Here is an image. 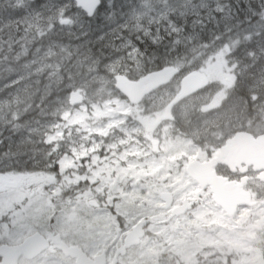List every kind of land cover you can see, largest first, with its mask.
<instances>
[{"label": "rangeland", "instance_id": "obj_1", "mask_svg": "<svg viewBox=\"0 0 264 264\" xmlns=\"http://www.w3.org/2000/svg\"><path fill=\"white\" fill-rule=\"evenodd\" d=\"M33 1L0 0V143L6 141L9 151H16L45 141L54 142L55 148L58 141V147L70 151L60 161L59 182L73 186L72 181L87 180L80 171H91L92 193L69 187L72 199L65 201L56 197L63 187L56 185L49 197L34 194L22 205L12 193L0 197V245L54 230L82 243L92 255L115 249L122 230L111 208L131 225L147 217L165 220L170 210L164 209L161 192L182 201L199 189L185 171L198 149L187 137H176L168 121V108L181 93L179 81L154 93L147 104L131 108L116 92L115 75L143 69L152 62L147 46L169 35L200 50L182 73L201 71L215 84L198 99L209 92L219 99L217 80L225 82L238 73L239 87L251 93L234 95L224 108L233 105L242 113L252 100L254 117H264V0H105L91 21L71 0ZM5 7L24 13L6 15ZM95 46L116 52L98 56ZM78 88L84 101L70 107V90ZM31 90L46 101L40 119L19 134L6 129L5 113ZM195 101L182 103L178 114L184 117ZM154 122L158 146L151 137L144 139L146 126ZM2 130L8 132L6 140ZM10 167L1 166L0 172ZM254 186L264 198V184L256 180ZM222 212L208 191L181 221L148 225L151 235L122 263L208 264L209 257H220L216 264H264L262 210L243 208L233 218Z\"/></svg>", "mask_w": 264, "mask_h": 264}, {"label": "water", "instance_id": "obj_2", "mask_svg": "<svg viewBox=\"0 0 264 264\" xmlns=\"http://www.w3.org/2000/svg\"><path fill=\"white\" fill-rule=\"evenodd\" d=\"M79 7L83 8L89 15H93L96 9L100 5V0H75ZM174 67H166L159 71L153 72L141 78L138 81H131L126 76L120 75L117 77V87L126 94L133 103L141 102L144 97L152 92L154 89L169 82L172 77L176 74ZM202 77L197 74H191L184 79L185 95L192 94L199 90L202 86ZM80 95L78 93L73 94L72 102L77 103L80 101ZM237 144L229 147L225 152L220 154L212 163L214 166L217 162H223L224 157H227L226 162L229 165H238L245 163L246 165H254L256 170H264V135L258 138L247 136L244 139H237ZM197 162L190 164L188 172L194 176L202 185L205 187L208 183L212 185L214 191V198L218 201L228 212L229 215H233L236 212L237 207L241 203H249V199L244 201L241 200L245 196L242 194L240 188H235L231 184L226 183L221 178L209 179L208 169L202 170ZM264 179V173L260 176ZM164 199L167 201L169 206L172 203V199L168 194H164ZM189 205L185 204L179 208H176L173 212L174 215H180L188 209ZM144 236V230L139 226L135 227L132 231L127 234L125 244L119 249L125 253L127 248L132 245L138 244L140 239ZM63 247L64 244L61 243ZM44 248L42 236L35 234L27 238L22 244L18 246L4 245L1 248L0 255L3 256L4 260L1 264H17L18 258L24 254L29 258L39 254ZM64 248V247H63ZM66 249V248H65ZM72 256H78L79 264H87L86 257L79 251L71 252ZM98 264H104L99 261Z\"/></svg>", "mask_w": 264, "mask_h": 264}, {"label": "flooded vegetation", "instance_id": "obj_3", "mask_svg": "<svg viewBox=\"0 0 264 264\" xmlns=\"http://www.w3.org/2000/svg\"><path fill=\"white\" fill-rule=\"evenodd\" d=\"M210 99L203 101V109H201V120L198 129L192 131V135L197 143L204 146V160L212 159L231 138L239 132L250 134L264 133V117L258 115L254 117V110H244L242 113H237L238 108L230 105L228 109L224 108L227 98L220 103L214 101V94L208 95ZM194 98V97H193ZM194 100V99H190ZM212 102H215L213 105ZM198 113V109H197ZM218 172L226 175L234 180H240L242 174L238 169L232 172L225 165H219ZM248 174L251 179L254 178V171L249 168ZM11 187L13 190H18L21 193H29L35 187V183L30 180L27 183L25 179L0 178V187ZM40 188V187H39ZM61 253V252H59ZM38 264H76V260L70 257L60 255L58 259H43Z\"/></svg>", "mask_w": 264, "mask_h": 264}, {"label": "trees", "instance_id": "obj_4", "mask_svg": "<svg viewBox=\"0 0 264 264\" xmlns=\"http://www.w3.org/2000/svg\"><path fill=\"white\" fill-rule=\"evenodd\" d=\"M121 1V0H117ZM35 4H41V0H34ZM44 3H47V0H44ZM5 14H8V11L4 10ZM17 14H21V12L17 11ZM13 34L12 32H10ZM162 42L158 45H150L148 47V50H146L147 56L153 57L155 64L150 63V65L144 70L146 72L152 71L154 69L160 68L164 65H171V64H182L184 62L185 58H189V55L191 54V49L187 46H177L176 49L173 50V45L171 46V40L172 37L169 35L167 37L163 38ZM96 53L101 52V48L96 47ZM186 52V53H185ZM104 53H102L103 55ZM8 57L10 54H7ZM101 55V54H99ZM175 56V58H174ZM8 62H12L11 58L9 57ZM17 63V62H13ZM5 76V75H3ZM135 76V75H132ZM35 91L30 92L26 95H22L18 98L17 104H19L18 107L15 106L14 108H11L9 110L8 120H9V126L13 127L16 132L23 131L28 125L33 123L36 118H38V115L36 114V107L35 104L39 99L38 94H33ZM35 152L40 151V148L38 147H31V149H25L22 148L21 154L24 152ZM42 152V151H41ZM40 153V152H39ZM25 154H22L21 157H23ZM25 158V157H23Z\"/></svg>", "mask_w": 264, "mask_h": 264}, {"label": "clouds", "instance_id": "obj_5", "mask_svg": "<svg viewBox=\"0 0 264 264\" xmlns=\"http://www.w3.org/2000/svg\"><path fill=\"white\" fill-rule=\"evenodd\" d=\"M220 259V257H216L215 259L209 257L208 258V264H216V260Z\"/></svg>", "mask_w": 264, "mask_h": 264}, {"label": "bare ground", "instance_id": "obj_6", "mask_svg": "<svg viewBox=\"0 0 264 264\" xmlns=\"http://www.w3.org/2000/svg\"><path fill=\"white\" fill-rule=\"evenodd\" d=\"M126 11V10H125ZM2 32V31H1ZM115 45V44H114ZM108 48V47H107ZM246 59V58H245ZM244 60V59H243ZM248 60V59H247ZM260 97V96H259Z\"/></svg>", "mask_w": 264, "mask_h": 264}]
</instances>
